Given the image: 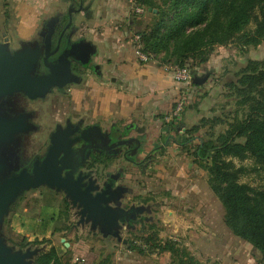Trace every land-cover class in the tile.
Masks as SVG:
<instances>
[{"label": "rangeland", "instance_id": "obj_1", "mask_svg": "<svg viewBox=\"0 0 264 264\" xmlns=\"http://www.w3.org/2000/svg\"><path fill=\"white\" fill-rule=\"evenodd\" d=\"M13 2L0 0V42L6 37L11 38V50L20 48V42L36 43L43 25L42 12L40 25L34 31L33 27H27L26 34L31 32L30 36L23 38V32L20 34L16 27H10ZM55 4L53 16L66 17L72 7L76 8L78 11H72L73 27H77L78 34L82 32L80 34L86 40L93 42L96 37L104 36V27H113L121 32L123 41L142 36V33H147L150 40L154 39L152 31L156 21L161 16L166 17L165 13L169 11L168 0H55ZM80 5L85 8L84 12ZM151 10L158 15L154 17ZM255 27V22H251L235 39L215 44L205 63H201L198 56L185 60L184 64L196 74L209 73V77L202 85L188 83L190 92L185 98L182 113L166 120L170 127L173 126V132L167 137L162 134L155 145L145 143L143 153L136 156L141 159L139 164L132 165L119 158L111 161L107 169L103 165L95 168L96 175L103 177L106 170L116 174L120 167L117 164H124L120 182L127 191L125 197L133 201L134 206L143 207L139 215L141 223L123 231L122 239L103 237L98 230L91 231L88 227L76 225L71 205L64 202L62 196L42 188L26 191L12 205L2 229L7 242L17 249L31 243L30 248L37 249L32 264H43V256L52 249L65 263L79 264L81 260H77L76 254L81 248H89L90 245L93 250L102 242L101 248L105 249L107 239L111 241L109 250L122 251L133 264H155L156 254L165 252L171 254V264H186L183 262L186 260L181 262L180 254L184 255L183 259L192 256L201 264H264V256L250 242L236 235L225 221L227 211L213 188L211 178L214 151L206 157L199 152V145L204 141L220 144L231 137L234 126L249 113L251 102H243V96L254 93H248V87L245 88L239 80L249 60L258 62L257 66L264 70V37L257 45L243 44L244 33H254ZM88 29L89 33L86 32ZM142 39L141 45L144 44ZM172 49L173 41L168 43V49L152 50V60L161 66L181 67L177 58L170 54ZM97 54L93 55L96 63ZM82 72L80 83L67 85L63 93L54 91L44 103H39L36 131L28 134L31 147L37 149L43 145L57 120L62 121L68 116L77 119L83 115L78 111L75 91L86 87L96 74L91 70ZM263 87L264 81L260 84V88ZM190 103H194L191 109ZM185 112L193 116L190 122L184 123ZM235 139L237 142L245 141L243 136ZM224 159L239 169L240 182L264 189L263 162L253 157L224 156ZM54 216L56 221L50 223ZM47 225L48 229L45 228ZM42 230L48 237L32 240L33 235L30 234ZM169 244H173L178 252L173 254L161 249ZM130 263L126 261V264Z\"/></svg>", "mask_w": 264, "mask_h": 264}, {"label": "trees", "instance_id": "obj_2", "mask_svg": "<svg viewBox=\"0 0 264 264\" xmlns=\"http://www.w3.org/2000/svg\"><path fill=\"white\" fill-rule=\"evenodd\" d=\"M168 3L166 17L161 16L152 31L154 39L151 41L147 33L140 36L144 43L142 49L149 53L160 47L168 49V43L173 41L170 54L177 58L181 67H189L184 62L190 57L198 56L199 61L205 63L215 44L235 39L251 22L256 24L254 33H244L243 44L257 45L264 37V0H168ZM151 13L154 17L158 15L153 10ZM258 64L249 60L239 80L245 88L248 87V93H254L243 96V102H251L247 117L234 126L231 137L220 144L204 141L199 145V152L206 157L214 151L211 178L213 188L226 208L227 225L264 256V189L240 182L239 169L224 159V156L253 157L264 163V87L260 88L264 70ZM236 136H243L245 141L237 142ZM161 249L173 254L178 252L173 244ZM180 257L181 262L186 260L183 261L186 264H201L192 256L183 259L184 255L180 254ZM43 264L67 263L52 249L43 256Z\"/></svg>", "mask_w": 264, "mask_h": 264}, {"label": "crops", "instance_id": "obj_3", "mask_svg": "<svg viewBox=\"0 0 264 264\" xmlns=\"http://www.w3.org/2000/svg\"><path fill=\"white\" fill-rule=\"evenodd\" d=\"M13 1L10 27H16L20 34L23 32V38L30 36L31 32L26 34L27 27H33L34 31L40 25L42 12L44 24L53 17L56 10L55 0ZM104 30V36L96 37L95 43L92 41L98 52L95 61L99 65V71L95 72V77L89 79L86 87L75 91L78 111L83 112L81 116L87 117L88 122L100 126L103 130L125 129V134L138 139L144 146L145 143L155 145L162 134L167 137L173 132V126L170 127L166 120L171 119L169 116L176 106V101L186 98L190 92L189 84L178 82L172 71L159 65L156 60H139L135 52V36L129 41H123L121 32H117L113 27H104ZM89 31L86 30L87 33ZM97 75L100 78H97ZM193 105L194 103H190L189 108ZM189 113H184V123L190 122L193 117ZM128 126L131 127L128 129ZM143 149L140 150L141 153ZM51 218L50 223L56 221V216ZM45 228L48 229L49 226ZM30 235H33L32 240L36 237H48L43 230L32 232ZM106 242L107 248H101L104 244L99 242L95 250H92L89 245L91 242L87 241L89 248L84 246L76 254L81 258L79 264H126V261L130 263L122 251L115 248L109 250L110 240L107 239ZM156 255L155 264H171L169 252Z\"/></svg>", "mask_w": 264, "mask_h": 264}, {"label": "flooded vegetation", "instance_id": "obj_4", "mask_svg": "<svg viewBox=\"0 0 264 264\" xmlns=\"http://www.w3.org/2000/svg\"><path fill=\"white\" fill-rule=\"evenodd\" d=\"M80 7H82V5H80ZM82 8L83 10L85 9L84 7ZM72 11L78 10L72 7L71 14L69 11L66 17L57 15L49 18L39 30L38 40L36 41V43L39 44L41 48V56L37 64L35 75L49 74L50 70L45 63L44 51L46 50V46L48 43L51 44L50 52L54 51L57 48L59 41L60 48L56 52V54L49 57V62L51 63L55 61L62 51H66L64 57L70 59L72 72L79 76V80L76 83L81 82L83 70H91L94 73L99 71V68H96L97 63L92 59L85 64L80 60V57H83L82 55L84 52V49H82L81 47L78 46L75 48L76 54H70L69 48L74 44L77 45L80 40L85 39L83 35L80 34L82 32L78 34L79 30L77 29V27H73L74 16ZM70 16L72 17L71 23ZM80 31H82L81 27ZM20 43L21 46L23 43ZM66 86L63 88L55 86L51 88L50 91L43 97L31 98L23 92H17L11 97H6L3 100V107L7 114H9L10 116H24L27 123L31 127L27 132H23L18 135L21 144L18 147V156L13 162L11 169H9L10 175L19 174L23 169H26L29 173H32L35 168H38L41 172H43V164L49 155V149L52 145V140L55 139V141H58L59 143L58 147L59 152H61L60 155L63 156L64 154H67V158L64 160V163L73 168L76 176L82 174V176L84 177L83 182L86 183V185H90L92 187H100L96 192L102 191L103 189L110 191L109 196L112 199L111 205L115 206L117 204L118 207H123L126 210L130 209L132 206H134V203L129 198L125 197L127 191L125 189V186L120 182L124 164L122 162H119L117 164V166L120 167L118 168V171H116V174L106 170L103 174V177H100V175H96L95 172V168L98 165H103L104 168L107 169V166H110L109 163L111 161H115L119 158L126 163H131L132 165L140 163L141 159L137 158L136 156H140V150L145 146L143 143H139L138 141L124 143V141L128 140L129 138V136L124 133L125 129H115V131L118 130L115 132L112 129L103 130L101 128L103 133L98 134L97 131L92 127L98 125L88 122L86 117L80 116L77 117V119H72L68 116L64 118V120H57L54 123V127L48 133L47 139L43 140L42 146L35 149V147H31L29 145L28 134L36 131L34 130V128L37 126L35 118L38 117V112L40 110L38 109L39 103H44L48 96L54 91H58L61 93L65 92ZM130 127L131 126H128L127 128L129 129ZM84 130L86 137L85 140L82 139V132ZM65 150L67 151V153H65ZM59 159V155L58 157H56V159L52 158L51 161H54L52 162V164L58 162ZM122 164L123 166H121ZM57 165L60 166V164ZM68 172H70V169L62 168V170L60 171V179L57 178V176H55L54 174L50 176H43V179L44 181L49 180L51 182H54L55 185H72V180L69 176H67ZM42 188L43 190H47L51 193L54 192V194L56 193L58 196H62L64 202L71 205L73 201L72 195L67 196V193L65 192V189L63 187L61 189H58L57 187L52 188L47 184H43L39 188L31 189V191L38 189L41 190ZM24 193L26 192H23V194ZM83 198L85 199V201L87 200L86 196L84 195ZM79 203L80 202L77 201V204ZM82 209V206L80 208H73V213L76 217V225L88 227V229H90L91 231H94L92 229V227H94L95 230H98V232L102 236L103 233L101 232V228H103L106 232H109L106 237L114 236L113 233L116 231H119L121 235L123 231H127L129 228H133L137 223H141V219L139 217L140 213L136 209H133L128 213L119 212L118 221L115 224L116 226L112 229L108 228V223L103 224L101 218L94 223L93 219L89 217L88 213H82ZM30 244L31 243H29L26 247L22 246L20 249H22L23 251H27L28 249L33 251L34 249L30 248ZM30 259H32V257L28 258V260Z\"/></svg>", "mask_w": 264, "mask_h": 264}, {"label": "water", "instance_id": "obj_5", "mask_svg": "<svg viewBox=\"0 0 264 264\" xmlns=\"http://www.w3.org/2000/svg\"><path fill=\"white\" fill-rule=\"evenodd\" d=\"M81 9V7H80ZM71 14V10H70ZM72 17L70 16V23ZM10 39L5 38L3 42H0V264H32V259L37 253V249L31 251H23L11 246L3 232V225L6 217L9 215L14 202L23 194V192L29 191L34 188H39L43 184H47L49 187H57L65 189L67 196L72 195L71 207H83L82 213H88L94 223L98 219H102L103 224L108 223V228H114L118 221L119 212L128 213L130 210L136 209L139 213L143 211L142 206H132L126 210L123 207L111 205L112 199L109 194L110 191L103 189L98 191L100 187H92L86 185L83 182L84 177L82 174L75 175V171L70 166L64 163L67 158V154L61 156L59 152V143L52 140V145L49 149V155L43 164V172L38 168H35L32 173H29L26 169H23L19 174L10 175L9 169H11L13 162L18 156V147L21 142L18 135L23 132H27L31 127L27 123L24 116H10L7 114L3 107V100L6 97H11L17 92H23L31 98L45 96L51 88L57 86L63 88L70 83H76L79 80V76L72 72L71 61L69 58L64 57L66 51H62L55 61L49 62V57L56 54L60 48V41L57 48L50 52L51 44H47L44 51L45 63L50 72L47 75H35L37 64L41 56V48L37 43L24 42L20 48L11 50L9 45ZM84 49L83 57L80 60L85 64L93 59V55L97 53L96 46L92 41L82 39L76 45H72L69 48L70 54H76V47ZM99 67L97 64L96 68ZM209 73L204 75L195 74L192 82L197 85L205 83ZM91 127V126H90ZM97 133L102 134L100 126H92ZM82 139H86L85 130L82 132ZM134 141H140L134 137H129L124 143H131ZM59 153V154H58ZM65 153L67 151L65 150ZM57 155V156H56ZM60 156L58 162L52 164V158ZM57 164H60L58 166ZM62 168L70 169L67 176L72 180L70 184L55 185L54 182L49 180L44 181L43 176L55 175L57 178H61L60 171ZM96 192V193H94ZM86 196V201L83 198ZM77 201L80 203L77 204ZM95 230L94 227H92ZM111 230V229H109ZM103 236L106 237L109 232H106L101 228ZM112 232V231H111ZM115 237L121 239L119 231L113 233ZM126 243L127 240L125 239Z\"/></svg>", "mask_w": 264, "mask_h": 264}, {"label": "built area", "instance_id": "obj_6", "mask_svg": "<svg viewBox=\"0 0 264 264\" xmlns=\"http://www.w3.org/2000/svg\"><path fill=\"white\" fill-rule=\"evenodd\" d=\"M139 12H143V9L138 8ZM135 52L136 55L138 56L139 60L143 62H148L152 59H154V55L149 52H145L142 49V45L140 44V35L135 36ZM166 69L172 71L174 78L178 82H183V83H191L193 80V72L188 66H183V67H177V66H169L165 65ZM185 98H180L176 101V106L174 110L172 111L171 115L169 116L170 118L177 117L182 113V110L184 109L185 106ZM77 260H80L79 257H77Z\"/></svg>", "mask_w": 264, "mask_h": 264}]
</instances>
